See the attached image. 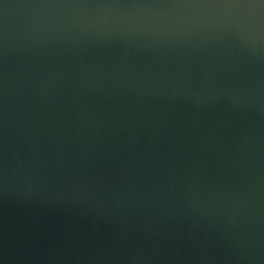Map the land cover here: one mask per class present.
Returning <instances> with one entry per match:
<instances>
[{
	"label": "water",
	"instance_id": "obj_1",
	"mask_svg": "<svg viewBox=\"0 0 264 264\" xmlns=\"http://www.w3.org/2000/svg\"><path fill=\"white\" fill-rule=\"evenodd\" d=\"M0 264H264V0H0Z\"/></svg>",
	"mask_w": 264,
	"mask_h": 264
}]
</instances>
